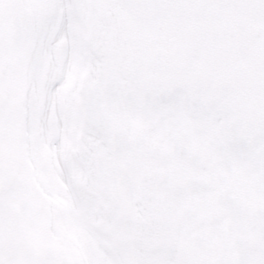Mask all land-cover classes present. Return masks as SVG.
<instances>
[{"label":"snow or ice","instance_id":"obj_1","mask_svg":"<svg viewBox=\"0 0 264 264\" xmlns=\"http://www.w3.org/2000/svg\"><path fill=\"white\" fill-rule=\"evenodd\" d=\"M0 264H264V0H0Z\"/></svg>","mask_w":264,"mask_h":264}]
</instances>
